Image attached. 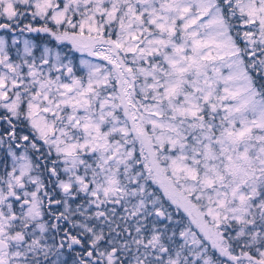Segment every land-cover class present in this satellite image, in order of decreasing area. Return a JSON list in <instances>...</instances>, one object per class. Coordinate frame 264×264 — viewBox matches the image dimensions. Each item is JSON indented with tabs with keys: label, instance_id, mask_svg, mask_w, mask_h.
<instances>
[{
	"label": "snow or ice",
	"instance_id": "6c2138e0",
	"mask_svg": "<svg viewBox=\"0 0 264 264\" xmlns=\"http://www.w3.org/2000/svg\"><path fill=\"white\" fill-rule=\"evenodd\" d=\"M0 264H264V0H0Z\"/></svg>",
	"mask_w": 264,
	"mask_h": 264
}]
</instances>
